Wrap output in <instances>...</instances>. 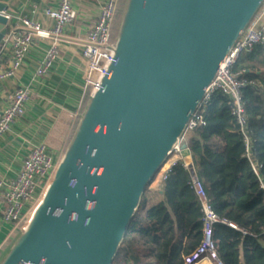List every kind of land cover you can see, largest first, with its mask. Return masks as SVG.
<instances>
[{
    "label": "water",
    "instance_id": "water-1",
    "mask_svg": "<svg viewBox=\"0 0 264 264\" xmlns=\"http://www.w3.org/2000/svg\"><path fill=\"white\" fill-rule=\"evenodd\" d=\"M263 1L127 0L110 75L0 264H112L147 183Z\"/></svg>",
    "mask_w": 264,
    "mask_h": 264
},
{
    "label": "trees",
    "instance_id": "trees-1",
    "mask_svg": "<svg viewBox=\"0 0 264 264\" xmlns=\"http://www.w3.org/2000/svg\"><path fill=\"white\" fill-rule=\"evenodd\" d=\"M126 2H116L111 27L114 37ZM232 69L244 70L242 76L257 81L242 91L250 158L230 112L229 100L219 91L213 92L197 108L204 124L196 126L191 136L190 131L186 132L183 146L189 138L188 148L212 210L245 231L223 223L214 224L212 241L218 259L222 264H264V43L240 52ZM89 95L90 87L78 108L65 146ZM152 194L155 200L149 204ZM202 229L203 213L183 168L175 163L164 179L159 180L156 173L147 183L112 264H183V257L200 244ZM20 232V224L13 227L0 247V261Z\"/></svg>",
    "mask_w": 264,
    "mask_h": 264
},
{
    "label": "built area",
    "instance_id": "built-area-1",
    "mask_svg": "<svg viewBox=\"0 0 264 264\" xmlns=\"http://www.w3.org/2000/svg\"><path fill=\"white\" fill-rule=\"evenodd\" d=\"M116 2L117 0L99 1L96 21L88 27L80 42L81 56L87 64L85 81L90 87V95L100 87L101 78L110 75L109 65L116 61L114 48L117 36L114 37L111 31ZM262 4L264 5V1ZM43 12L53 21L50 29L24 16L18 17L14 25L11 23L7 25V30L0 41V81L13 76L21 68L35 39L48 40L43 57L37 63L36 74L46 76L49 73L60 54L64 28L75 22L78 18V11L71 4V0H59L56 7H47ZM6 16L10 19L9 15L6 14ZM263 43L264 23L259 24L258 18L254 16L225 54L198 105L199 107L205 104L215 91L227 96L230 112L243 135L246 155L249 158L250 142L246 134L247 122L242 91L247 86L256 85L257 81L242 76L244 70L235 72L232 67L240 52L250 51L254 45ZM2 56H5L3 62L1 61ZM28 98V88L24 86H18L8 94L6 104L0 106V136L8 131L18 117L24 114ZM77 114L78 110L75 112V115ZM202 124H204L203 118L196 109L169 152L166 163H164L167 167L160 180L166 177L167 171L173 164L179 163L203 213L202 240L193 251L183 257V264H196L203 257L215 260L216 264H222L212 241L214 224L223 223L243 233L245 231L233 222L221 218L212 210L207 192L198 178L188 148L189 138L185 155H182L181 148L177 144L186 130L190 131L191 136L194 128ZM61 157V153L51 152L44 143H38L25 154L21 167L14 176L0 177V223H9L13 227L24 223L25 216L29 212L32 214L41 200ZM253 167L256 171L255 165ZM39 195L40 199L37 201Z\"/></svg>",
    "mask_w": 264,
    "mask_h": 264
},
{
    "label": "crops",
    "instance_id": "crops-1",
    "mask_svg": "<svg viewBox=\"0 0 264 264\" xmlns=\"http://www.w3.org/2000/svg\"><path fill=\"white\" fill-rule=\"evenodd\" d=\"M100 0H71L78 18L64 28L60 54L46 76L36 74L38 61L43 57L48 40L35 39L21 68L11 77L0 81V106L8 94L18 86L28 88L29 98L24 114L18 117L0 136V177L14 176L20 169L25 154L35 144L44 143L51 152L64 153L65 144L78 110L89 87L86 84L87 64L81 56L80 42L85 31L97 18ZM5 14L14 25L18 17H28L50 29L53 21L44 14L47 7H56L59 0H0ZM264 23V5L255 14ZM1 61H5L2 56ZM59 144L61 146H59ZM60 148V149H58ZM186 151L184 152V155ZM165 172V171H164ZM161 174H157L160 180ZM155 200L152 194L149 204ZM13 230V225L0 223V247ZM196 264H216L201 258Z\"/></svg>",
    "mask_w": 264,
    "mask_h": 264
},
{
    "label": "rangeland",
    "instance_id": "rangeland-1",
    "mask_svg": "<svg viewBox=\"0 0 264 264\" xmlns=\"http://www.w3.org/2000/svg\"><path fill=\"white\" fill-rule=\"evenodd\" d=\"M122 18V17H121ZM120 21H121V19H120ZM120 21H119V25H120ZM119 25L117 26V30H116V36H117V33H118V28H119ZM74 134V133H73ZM72 137H73V135H72ZM72 137H71V139H72ZM71 139H70V141H71ZM69 141V142H70ZM69 144V143H68ZM46 145H47V142H46ZM59 146H61L60 144H59ZM66 147L67 146H65V149H66ZM58 149H60V148H58ZM166 163V162H165ZM167 164H164L163 166H162V168L159 170V172L157 173L158 175H159V173L161 172V171H163V169H164V167L166 166ZM154 185V183L151 185V186H153ZM38 194H39V192H38ZM41 195V194H40ZM40 195L38 196V198H37V201L40 199ZM31 216V213L29 212V214H27L26 216H25V218H24V223H21L20 224V228L22 229V227L25 225V223L27 222V220L29 219V217ZM26 221V222H25ZM17 226H19V224L17 225ZM19 236V235H18Z\"/></svg>",
    "mask_w": 264,
    "mask_h": 264
},
{
    "label": "bare ground",
    "instance_id": "bare-ground-1",
    "mask_svg": "<svg viewBox=\"0 0 264 264\" xmlns=\"http://www.w3.org/2000/svg\"><path fill=\"white\" fill-rule=\"evenodd\" d=\"M188 130H186L184 132V136L178 140L177 144H179L180 148H181V152H182V155H184V152L186 151L187 147L186 146H183V143H185V135H186V132ZM27 224V223H26ZM26 224L24 225V227L26 226Z\"/></svg>",
    "mask_w": 264,
    "mask_h": 264
}]
</instances>
